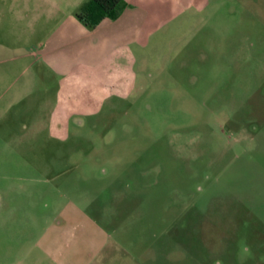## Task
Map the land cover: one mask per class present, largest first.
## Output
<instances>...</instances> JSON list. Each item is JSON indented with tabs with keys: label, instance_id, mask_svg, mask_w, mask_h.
<instances>
[{
	"label": "rangeland",
	"instance_id": "obj_1",
	"mask_svg": "<svg viewBox=\"0 0 264 264\" xmlns=\"http://www.w3.org/2000/svg\"><path fill=\"white\" fill-rule=\"evenodd\" d=\"M82 1L44 3L79 13ZM132 49L134 88L63 141L40 128L39 98L1 121L0 264H23L41 221L68 199L143 264H249L245 250L264 244V0L185 12Z\"/></svg>",
	"mask_w": 264,
	"mask_h": 264
},
{
	"label": "crops",
	"instance_id": "obj_2",
	"mask_svg": "<svg viewBox=\"0 0 264 264\" xmlns=\"http://www.w3.org/2000/svg\"><path fill=\"white\" fill-rule=\"evenodd\" d=\"M26 1L24 12L0 9V125L39 98L40 128L63 141L67 127L81 126L107 99L134 88L137 57L132 48L144 47L151 35L185 12H223L229 1L249 8L257 0H123L117 18H104L94 28L86 27L78 12L45 9V0ZM33 1L38 12H32ZM20 171L14 177L22 176ZM68 200L41 221L42 232L23 264H143L115 236L116 230ZM216 247L212 256L225 258L223 237L216 239ZM252 252L248 246L242 257L248 255L249 264H264V244ZM257 253L263 260H256Z\"/></svg>",
	"mask_w": 264,
	"mask_h": 264
},
{
	"label": "trees",
	"instance_id": "obj_3",
	"mask_svg": "<svg viewBox=\"0 0 264 264\" xmlns=\"http://www.w3.org/2000/svg\"><path fill=\"white\" fill-rule=\"evenodd\" d=\"M123 0H86L76 17L88 28L96 27L104 18L115 19L120 14Z\"/></svg>",
	"mask_w": 264,
	"mask_h": 264
}]
</instances>
